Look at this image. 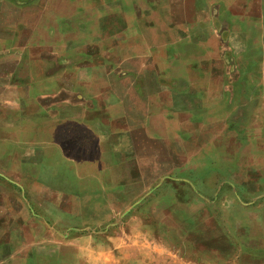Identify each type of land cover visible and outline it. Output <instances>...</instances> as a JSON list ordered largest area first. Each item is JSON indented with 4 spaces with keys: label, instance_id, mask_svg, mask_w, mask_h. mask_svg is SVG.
Listing matches in <instances>:
<instances>
[{
    "label": "rangeland",
    "instance_id": "374dc122",
    "mask_svg": "<svg viewBox=\"0 0 264 264\" xmlns=\"http://www.w3.org/2000/svg\"><path fill=\"white\" fill-rule=\"evenodd\" d=\"M28 3L0 0V264H190L139 218L105 232L127 205L84 189L121 175L130 200L168 167L210 198L177 211L200 212L212 264H264V0Z\"/></svg>",
    "mask_w": 264,
    "mask_h": 264
},
{
    "label": "crops",
    "instance_id": "0c3cea01",
    "mask_svg": "<svg viewBox=\"0 0 264 264\" xmlns=\"http://www.w3.org/2000/svg\"><path fill=\"white\" fill-rule=\"evenodd\" d=\"M29 1L31 0H24V6L29 5ZM33 5V4H31ZM39 61H42L43 63H51V66L45 70V76H53L55 72L58 71V68L61 67V60H54L52 58H37ZM58 66V67H57ZM55 67V68H54ZM60 70V68H59ZM54 71V72H53ZM59 82V81H58ZM66 87V85H65ZM42 104L40 103L39 106ZM79 105H84L83 103H79ZM52 108V112H56L57 110ZM71 106H73L71 104ZM46 109L45 105H42ZM48 108V107H47ZM51 110V109H50ZM71 114V113H69ZM64 116H66L65 119L72 120L68 113ZM79 124H83L85 127L91 130L90 126H88L87 123L82 121H89V119L81 118L76 119ZM103 124V122H102ZM92 131V130H91ZM99 155H96L98 157ZM102 158V157H101ZM98 167V166H97ZM184 168V167H183ZM181 167H177V169H183ZM97 171H100V168H97ZM167 170H169V167L166 169H160L157 171V176L160 174L161 177L158 179L156 183L154 181L151 184V187H148V189L141 193L140 195L136 196L133 199L129 200V194L131 193V183H127L124 178L121 177V175H118L117 179L113 178L112 181H109V183H106L104 181H95L93 183H90V185H87L84 187L87 194H91L92 197L95 195H99V197H104L109 200V206L114 205H121L126 204L127 208L123 210L118 218L112 222L108 227L105 229V232L107 230H110L113 228V230L119 229L120 222L123 221L128 215L133 218H139V222H143V224H151L155 227V229H158L161 232V237H164L165 235L167 237L172 236L173 238H176L177 241L174 245V247H177L178 252L181 253V256L190 259V264H212L214 263V254L216 253L215 250H212V247L209 246V239L211 238V235L208 233L207 229H204L205 231L200 233V212L197 211V209L193 210L192 218L194 220H189L186 218L184 214H178V206L181 204H189V205H195L197 200H202L206 205H209L210 198H206L204 194L198 192L196 189V186L192 185L194 181L188 180L186 178H172L168 177L165 174L167 173ZM248 173H251L247 171ZM98 173V172H97ZM257 173V171H255ZM253 174V173H252ZM102 175L99 172V176ZM136 176V172L134 173ZM178 175V174H177ZM216 175V174H215ZM215 175L211 179V182L214 186L213 191H216L221 189L222 186L227 185L233 190H236L235 187L237 186V183L233 177H231L230 181H222L217 184V178ZM261 175V174H260ZM217 176V175H216ZM218 177V176H217ZM158 178V177H157ZM205 178V177H204ZM209 175L206 176L205 179H203L206 183L209 181ZM101 179V178H100ZM136 178H132V181H134ZM262 179L259 177V175L255 176L253 175V178L247 181L246 184L259 182V180ZM189 181V182H187ZM131 182V181H130ZM186 185L188 186L189 190L192 191L191 196L185 198V189ZM171 188L172 194L170 195V192H165L166 189ZM133 190V189H132ZM126 195V198L122 195ZM109 195V197H108ZM91 197V198H92ZM215 198V197H213ZM123 201H120V200ZM104 200L101 199L100 203L94 201V205H98V207H101L104 204ZM212 201V199H211ZM93 201L87 200L86 206L88 207L85 211V214L87 215L86 223L89 227H94L93 220L98 221L99 215H102L104 213L101 209H93L90 211V206L92 205ZM200 209V208H199ZM114 212V209L113 211ZM169 214L173 218V224L168 225L167 220L169 217ZM199 215V216H198ZM92 216H95L93 218ZM101 220V219H100ZM200 221V222H199ZM90 228V227H89ZM95 228V227H94ZM94 228H91V230H88V236L90 237H97L98 236V229L94 230ZM199 237L197 238L196 235L199 234ZM118 238L121 237V234L116 235ZM197 238V239H196ZM181 242H185V244H181ZM92 247V246H85V248ZM213 254V255H212ZM137 260V257H135ZM104 260H106L102 264H118L115 263L114 260H109L108 256L103 257ZM109 260V261H108ZM136 260H133L134 262ZM125 261V260H124ZM114 262V263H112ZM120 263V261H119ZM130 263V261H129ZM139 263L143 264L141 261ZM122 264V263H121ZM145 264V263H144Z\"/></svg>",
    "mask_w": 264,
    "mask_h": 264
}]
</instances>
